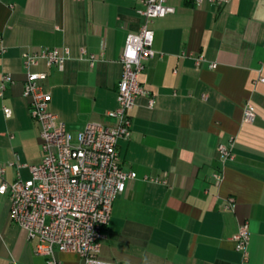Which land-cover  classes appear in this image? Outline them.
<instances>
[{
  "label": "crops",
  "instance_id": "1",
  "mask_svg": "<svg viewBox=\"0 0 264 264\" xmlns=\"http://www.w3.org/2000/svg\"><path fill=\"white\" fill-rule=\"evenodd\" d=\"M166 3L174 11L148 23L156 54L139 79L150 93L136 98L130 136L117 142L121 168L137 178L125 181L112 204L99 257L119 264H264V0ZM140 6L139 0H0V79L10 76L0 96L5 180L28 178L27 165L42 158L40 126L22 93L23 54L66 52L44 83L49 108L67 129L112 123L106 111L117 106L125 36L144 23ZM196 56L203 58L198 65ZM44 68L43 61L33 67ZM246 101L253 122L243 121ZM219 143L232 158H222ZM9 209L8 194L0 193V264H47ZM243 222L245 254L233 239ZM55 254L59 264L81 262L75 253Z\"/></svg>",
  "mask_w": 264,
  "mask_h": 264
},
{
  "label": "built area",
  "instance_id": "2",
  "mask_svg": "<svg viewBox=\"0 0 264 264\" xmlns=\"http://www.w3.org/2000/svg\"><path fill=\"white\" fill-rule=\"evenodd\" d=\"M137 12L144 23L136 31H129L120 54L122 72L117 83V106L107 110L112 123L88 122L75 132L67 129L50 110L51 95L45 86L47 69L61 68L66 52L57 47L23 54L25 78L23 95L28 100L30 115L40 126L42 158L36 164H29L30 176L17 177L12 181L3 178L5 166L0 165V193H7L10 200L9 215L25 233L35 240L34 250L46 257L47 264H59L56 251L77 254L80 264H119L99 257L103 229L108 224L111 207L116 196L124 189L128 178H137L133 170H123L117 142L128 138L131 133L129 111L136 98L148 96L149 90L140 82L144 62L156 52L152 47L153 30L148 23L154 17L174 11L166 0H139ZM202 3L204 0H195ZM213 1V0H209ZM90 54V58H94ZM202 56H196L198 65ZM40 61L45 68L34 70ZM214 67L215 63H209ZM10 81L8 74L0 79V96ZM153 103L149 96L148 105ZM9 115L10 109L4 107ZM253 105L243 104V121L253 122ZM217 150L223 159L232 158L230 149L222 143ZM12 164V163H9ZM218 180L219 175L215 174ZM142 180L165 183L158 177L142 176ZM229 206L233 198H228ZM235 248L246 253L249 241V226L241 223L233 235Z\"/></svg>",
  "mask_w": 264,
  "mask_h": 264
}]
</instances>
